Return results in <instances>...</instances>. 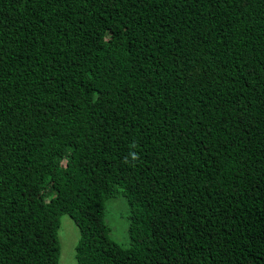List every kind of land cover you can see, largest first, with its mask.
<instances>
[{"label":"trees","instance_id":"trees-1","mask_svg":"<svg viewBox=\"0 0 264 264\" xmlns=\"http://www.w3.org/2000/svg\"><path fill=\"white\" fill-rule=\"evenodd\" d=\"M62 213L76 264H264V0H0V264Z\"/></svg>","mask_w":264,"mask_h":264},{"label":"rangeland","instance_id":"rangeland-1","mask_svg":"<svg viewBox=\"0 0 264 264\" xmlns=\"http://www.w3.org/2000/svg\"><path fill=\"white\" fill-rule=\"evenodd\" d=\"M130 207L121 193L106 200L104 220L109 228V236L117 243L128 246L130 237L128 233ZM79 238V229L67 213L60 215L58 228V241L60 252L58 264H76L75 245Z\"/></svg>","mask_w":264,"mask_h":264}]
</instances>
